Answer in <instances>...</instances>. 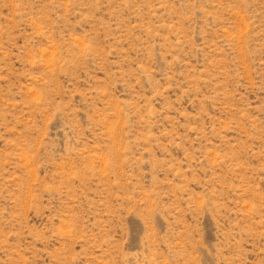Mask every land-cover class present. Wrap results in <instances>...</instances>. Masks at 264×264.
I'll return each mask as SVG.
<instances>
[{"label": "rangeland", "instance_id": "374dc122", "mask_svg": "<svg viewBox=\"0 0 264 264\" xmlns=\"http://www.w3.org/2000/svg\"><path fill=\"white\" fill-rule=\"evenodd\" d=\"M0 264H264V0H0Z\"/></svg>", "mask_w": 264, "mask_h": 264}]
</instances>
